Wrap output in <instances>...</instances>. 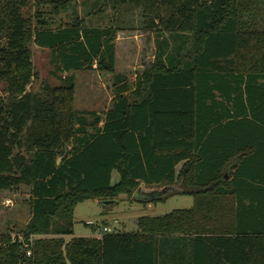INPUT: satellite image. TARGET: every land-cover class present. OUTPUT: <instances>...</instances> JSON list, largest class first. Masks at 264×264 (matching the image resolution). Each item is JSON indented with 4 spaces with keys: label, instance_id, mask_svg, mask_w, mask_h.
Returning <instances> with one entry per match:
<instances>
[{
    "label": "trees",
    "instance_id": "trees-1",
    "mask_svg": "<svg viewBox=\"0 0 264 264\" xmlns=\"http://www.w3.org/2000/svg\"><path fill=\"white\" fill-rule=\"evenodd\" d=\"M66 1L0 0V191L29 186L30 208L26 241L0 234V264H264V0H112L163 38L134 91L115 75L101 115L74 108L69 73L113 72L115 30L48 23L44 3L57 14ZM33 44L63 84L29 88ZM142 182L175 183L142 202L181 192L193 204L74 235L78 202Z\"/></svg>",
    "mask_w": 264,
    "mask_h": 264
},
{
    "label": "rangeland",
    "instance_id": "rangeland-1",
    "mask_svg": "<svg viewBox=\"0 0 264 264\" xmlns=\"http://www.w3.org/2000/svg\"><path fill=\"white\" fill-rule=\"evenodd\" d=\"M65 7L54 13L52 3H44V16L53 26L70 23L78 18L86 25L109 26L114 28L116 64L111 73H101L96 69H79L70 72L74 76L73 106L77 110L92 109L100 114L105 112L112 103L115 75L126 77L132 91L137 85L142 72L154 63L155 30L141 26L140 13L130 7L115 8L112 0H67ZM35 6L33 7V11ZM53 13V14H51ZM32 65L34 76L29 85L32 91H39L45 84L51 87L64 83L65 76L51 64L50 50L32 45ZM62 73V74H61ZM68 74V75H69ZM127 93H129V91ZM245 128L246 123H236ZM60 161V160H59ZM183 165V164H182ZM222 172V171H221ZM113 181L118 180V173L113 171ZM179 183V181H178ZM143 189L162 188L161 185H141ZM180 187V184H179ZM107 200V199H106ZM114 202L105 204L99 198H90L78 202L74 208V235H94L86 221L91 219L102 226V220L109 227L133 231L137 219L142 215H162L175 208L192 206L190 194L176 193L156 202H142L133 198L132 193L119 194ZM29 186L20 185L14 189L0 191V234L22 236L30 219ZM97 201V202H96ZM104 201V200H103ZM113 228V227H111ZM30 234V240L39 237ZM24 237V236H22ZM71 236H65L68 240ZM24 241L26 239L24 238Z\"/></svg>",
    "mask_w": 264,
    "mask_h": 264
},
{
    "label": "water",
    "instance_id": "water-1",
    "mask_svg": "<svg viewBox=\"0 0 264 264\" xmlns=\"http://www.w3.org/2000/svg\"><path fill=\"white\" fill-rule=\"evenodd\" d=\"M60 158L58 157L57 161H59ZM228 175L226 174V177ZM173 188L171 186H166V187H163V188H160V189H143L142 186H139L135 192L133 193V198H135L136 200H151L152 198H155V197H160V196H164V195H167L168 192L170 190H172ZM115 200L114 199H107V200H104L103 202L105 204H109V203H112L114 202Z\"/></svg>",
    "mask_w": 264,
    "mask_h": 264
},
{
    "label": "crops",
    "instance_id": "crops-1",
    "mask_svg": "<svg viewBox=\"0 0 264 264\" xmlns=\"http://www.w3.org/2000/svg\"><path fill=\"white\" fill-rule=\"evenodd\" d=\"M163 38V36H159L158 38H157V36L155 35V37H154V53H153V60H152V62L154 61V59H155V56H156V53H157V50H158V48H157V42H156V40L157 39H162ZM115 59H116V52H115ZM50 62H51V60H50ZM51 64L54 66V68L57 70V71H59L58 69H57V66L55 65V63H53V62H51ZM115 64H116V61H115ZM96 67V64H93L92 65V68L91 69H96L95 68ZM114 68H115V65H114ZM60 72V71H59ZM63 73V76L64 75H68V73L65 71V72H62ZM61 73V74H62ZM135 90V87H134V89L132 90V91H134ZM87 111H94V110H92V109H89V110H87ZM101 115V114H100ZM184 163V161H181V162H179L176 166H175V170H176V174H178V172H179V170H180V168H181V166H182V164ZM141 185H151V186H156V185H161L162 186V188L163 187H166V186H173V185H175V183H171V182H162V183H159V184H145V183H141L140 184V186ZM151 189H160V188H158V187H155V188H151ZM176 193H181V192H173L172 194H176ZM184 194H187V193H184ZM97 202V201H96ZM91 220V219H90ZM106 223L107 222H104L103 220H102V224L103 225H106ZM88 225V224H87ZM90 226H91V228H92V230L94 231V229H95V231L94 232H96V226H94V225H92V224H90ZM106 226H108V225H106ZM111 227H113V228H116L115 227V225H113V226H111Z\"/></svg>",
    "mask_w": 264,
    "mask_h": 264
},
{
    "label": "built area",
    "instance_id": "built-area-1",
    "mask_svg": "<svg viewBox=\"0 0 264 264\" xmlns=\"http://www.w3.org/2000/svg\"><path fill=\"white\" fill-rule=\"evenodd\" d=\"M86 223L87 224H92V225H96L97 224V222L96 221H93V220H87L86 221ZM102 229H103V231L104 232H106V231H110L111 230V227H109V226H106V225H104L103 227H102ZM97 230H100V227L98 226V225H96V231ZM22 236H24V235H22ZM22 236H20V235H18V236H11L10 235V238H11V240L14 242V241H19V242H23L24 241V237H22ZM26 244V243H25ZM27 247H28V245H26ZM25 254L26 255H30V250L29 249H25Z\"/></svg>",
    "mask_w": 264,
    "mask_h": 264
}]
</instances>
